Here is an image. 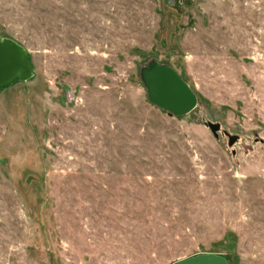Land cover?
<instances>
[{
  "label": "rangeland",
  "instance_id": "1",
  "mask_svg": "<svg viewBox=\"0 0 264 264\" xmlns=\"http://www.w3.org/2000/svg\"><path fill=\"white\" fill-rule=\"evenodd\" d=\"M0 35L33 73L0 87V264H264V0H0Z\"/></svg>",
  "mask_w": 264,
  "mask_h": 264
},
{
  "label": "water",
  "instance_id": "2",
  "mask_svg": "<svg viewBox=\"0 0 264 264\" xmlns=\"http://www.w3.org/2000/svg\"><path fill=\"white\" fill-rule=\"evenodd\" d=\"M26 55L24 46L12 38L0 35V87L15 79L26 81L31 78L32 65ZM139 75L148 100L169 114L184 115L195 107L196 95L172 66L151 60L140 67ZM207 125L217 136L219 124L207 122ZM171 264H230V262L218 254L202 253L173 261Z\"/></svg>",
  "mask_w": 264,
  "mask_h": 264
}]
</instances>
